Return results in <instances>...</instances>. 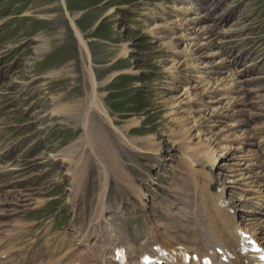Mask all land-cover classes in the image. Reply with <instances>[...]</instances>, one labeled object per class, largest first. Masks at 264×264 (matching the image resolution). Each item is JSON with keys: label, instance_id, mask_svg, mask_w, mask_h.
<instances>
[{"label": "rangeland", "instance_id": "374dc122", "mask_svg": "<svg viewBox=\"0 0 264 264\" xmlns=\"http://www.w3.org/2000/svg\"><path fill=\"white\" fill-rule=\"evenodd\" d=\"M196 3L211 5L209 19L217 17L221 27L224 20L225 27L234 29L225 45L227 51L231 48L232 53L243 55L240 64L257 60L258 68L249 69L256 70L251 75L259 77L257 84L261 86L256 92L250 93V89V95L247 92L245 96L246 109L242 112L247 114L246 124L225 120L234 118L235 113H223L220 105L209 110L210 103L220 99L207 103L209 98L204 94L210 85H205L207 76L201 72L204 69L192 70V60L184 58L187 42L178 40V30L171 32L168 28L175 24L177 15L171 0H0V252L13 251L20 258L29 251L19 259L22 264L41 253L45 257H37L36 262L46 259L47 264L53 251L69 244L76 252L87 254L103 239L108 244L120 237L142 251L148 249L147 240L153 235L166 236L169 244L177 241L195 248L193 236L188 234L197 221L191 214L195 207L190 193L174 188L176 181L184 180L185 168L180 149L169 144V137L182 131L176 122L181 119H188L185 142L191 148L199 147L207 138L212 140L208 145L213 149L230 142L231 159L238 162L242 156L243 163L248 161L247 168L255 172V167H250L255 164L264 178V0ZM68 15L87 43L89 66L100 85L99 97L114 125L121 129L137 120L127 138L140 139L136 143L139 148L151 139L160 147L158 156L149 157L140 150L135 157L91 112L89 118L101 123L98 131L106 135L102 139L106 146L104 160L97 162L99 151L94 156L89 148L79 146L84 132L73 119L75 111L65 119L67 122L66 115L51 114L59 103L83 105L89 92L83 70L87 60L79 51ZM221 27L217 31L228 30H220ZM40 49L44 51L38 55ZM125 49L126 56H119ZM215 51L218 56L222 53L218 48ZM198 78L205 80L201 83ZM223 93L221 99L228 100L227 108L236 103V110L242 109V103L234 102L236 95L230 100ZM188 109L194 110L199 125L194 127ZM214 114L216 117H212ZM94 130L92 146L98 149L101 146L96 145L99 137ZM76 142L75 154L64 160L61 155ZM106 153L112 157L106 158ZM79 157L82 160L78 165ZM229 160H221L223 169L219 170L227 190L231 186L225 183L228 172L238 176L236 180L241 172L247 173L242 171L244 166L235 167ZM99 166L104 167L106 174L102 202L105 209L102 218L95 220L101 195L99 183L103 180ZM246 177L240 178L235 188L246 190L250 183ZM161 214L170 219H162ZM183 224L188 227L182 228ZM83 234L88 236L85 241ZM28 242L30 250L24 249ZM6 243L14 249L7 250Z\"/></svg>", "mask_w": 264, "mask_h": 264}, {"label": "bare ground", "instance_id": "6f19581e", "mask_svg": "<svg viewBox=\"0 0 264 264\" xmlns=\"http://www.w3.org/2000/svg\"><path fill=\"white\" fill-rule=\"evenodd\" d=\"M198 1L199 0H171L172 5H173L172 9L174 8V12L177 13V15L174 16L176 18L175 24L171 27H168V28H169V30H171V32H174V30H178L179 31V33L177 34L178 40L187 42V45L184 46V53H185L184 58L187 61L192 60V63L190 64V67L192 68V70H196L197 67H202V69H204V71H201V72L207 76V78H206L207 82H205V85H207V86L210 85V87H207L208 91H209V89H211V87L213 85H215V87H214V88H216L215 90L221 89L222 92L227 91L228 95L227 94H224V95L229 97V98H230V96L233 97L236 95V99H234L235 100L234 102L240 103L238 105H242L241 101L243 100V102H244V98H245L246 94L249 93L250 88L254 87L256 89L255 85L257 84L258 81H255V78H251V73H253L254 71L252 69H249V68L254 67L255 69H257L258 68V66L256 64L257 60L252 59V61H249L246 65H243L240 69L235 71V70H233L232 65L235 61H239L240 56L237 57L236 56L237 54L234 55L232 57L231 63L227 62V59L225 58V55L228 54L227 53L228 51L227 52L222 51L220 56H218L219 53L215 51V49H217V47H216L217 42H218V44L225 42V40L231 34L232 30L228 29V30H225L222 32L217 31V29L219 27H221V22L219 20L209 19L210 9L205 8V7L201 6L200 4H197L196 2H198ZM68 18H69L70 25L72 27L75 39L78 43L79 51L81 54H84V56L86 57V60H87V62H86L87 65L83 67L84 68L83 70L85 73L84 74L85 75V81H86V85L89 88V92L87 91V93H86L87 97L85 98L83 105L81 104L82 102L80 104H77V105H72L69 103L61 105L59 103L58 108L55 107L51 114L57 115V116L66 115L64 118V122H67V121H65V119L67 117L69 118L75 111V113H76L75 116L72 115L73 119H75L76 125L78 124L84 132V137L79 138V140H78L79 146L82 149H84V147H85V149H86V147L89 148L93 152L94 156H96V154H97L96 151H99L98 152L99 158L97 157L98 160L95 159L97 162H99L100 159L102 161L104 160V158H102V153L106 147V146L104 147L105 141H102V139H106V135L103 134L102 132L98 131V126L101 123L103 125L105 124L106 126H108L111 129V131L113 132V134L116 136L117 142H119V144H121V146H123L127 150L131 151L132 153H135V155H134L135 157H138L136 154L140 150H142L143 152H146L149 157L150 156L151 157L158 156V153L160 152V147L155 142H153L151 139H148L147 143L146 144L143 143L144 146L139 148L136 145V143L140 139L132 138L131 140H129L127 138L128 137L127 133L129 132V129L132 126H137V124H138L137 120L136 121L135 120L130 121L128 124L123 126L121 129L114 125L112 119L109 117V115H108L107 111L105 110V108L101 102V99L99 97L100 94L98 92V87L100 85L97 82V80L94 76V73L89 66V64H91V61H90L91 57L89 55L87 43H86L85 39L83 38V35L79 32L78 28L75 26L73 20L69 17V15H68ZM216 34L218 35V39L215 38ZM178 40H176V41H178ZM192 46H193V48H191ZM43 51L44 50L40 49V53H38V55L43 53ZM127 53H128V50L125 49L123 52H121L119 54V56L125 57ZM50 75L54 76L55 73H51ZM203 79L204 78H202V80ZM210 80H212V81H210ZM230 99H232V98H230ZM213 103L216 104L218 102L214 101ZM233 104L235 105L236 103H233ZM206 110H208V108ZM80 111H82V112H80ZM193 111L190 112V110H189L187 112H189L188 117H190V120L195 127V125H199V123H201V122H199L200 119L198 120V118L194 116ZM77 112H78V114H77ZM91 112H95L98 115V117L102 119L100 121L101 123H96L93 120L91 121V119L89 118L90 114H92ZM199 112H200V110H199ZM208 114H209V112H208ZM217 114L220 115L219 113H217ZM76 115H78V116H76ZM235 115H236V113H235ZM202 116H203V114H202ZM223 116H225V115L223 114L222 117ZM176 117H179V116H176ZM204 117H206V116L204 115ZM212 117H216V115L214 114V116H212ZM220 117H221V115H220ZM207 119H209V118H207ZM216 119H218V118H216ZM187 120L181 119V120L176 121L177 125L178 124L180 125L179 129H181L182 131H181V133H180V131L177 133H174V131H173L174 135H171L169 137L170 138L169 144L172 147L174 146V147H178L180 149L179 155L181 158V163H182V166H184V168H185L182 171L184 174L183 175L184 180L179 178L181 181H178V182L176 181L174 188L179 187L181 190V191H179V189L177 188V190L179 192L183 191L184 193H186V192L188 194L190 193L191 200H193L192 202H193L194 207H195L194 211L191 214L193 216L195 215L194 217H197V218H195L197 221H196V224L191 227V229H193V230L188 229L189 230L188 234L190 233L189 235L192 234V236H193V239L191 238L192 244L195 246V250H193V252H197L200 255L207 254V253L209 254V251L213 247H222L226 252L228 251V252H231L232 254H235L236 249L239 245V236L237 234L239 229H244L247 232L251 233L264 246V184H263L264 178H262V175H261L262 172L258 171V167L254 166L255 164L253 166H250L252 168L255 167V172H254V170L250 169L249 167L247 168V166H248L247 162L248 161H246V159H245V161H244L245 163H243L242 156L240 158H237V159H239L238 162L237 161L234 162L233 159H231V154H228L229 151L232 150V148H231L232 146H230V144H229L230 142L229 143H223L222 145L218 146L217 149L216 148L213 149L208 145V144H210V141H212V140L207 138L206 141H204V142L200 141L201 143L198 144L199 147L193 146V148H191L188 145V143L185 142V141H187L186 140L187 138L185 136H188L187 135L188 134L187 127L189 126L188 125L189 123L187 124ZM219 120H221V119H219ZM213 122H216V121H213ZM224 122H226V121H224ZM209 125H211V124H209ZM204 126H206V125H204ZM95 128H97V129H95ZM233 128H234V126H233ZM94 129L97 132L96 136L99 137L98 138V144H96V145L101 146V147H98V149H97V147L92 146V144L94 143L93 142L94 137L91 134V132ZM211 129H212V126H211ZM208 130H210V129H208ZM220 130L222 131L223 129H220ZM229 130H231V129H229ZM200 131H201V129H200ZM221 131H220V133H221ZM228 132H230V131H228ZM228 132H227V134H228ZM244 132L245 131H243V133ZM198 134H199V132H198ZM217 134H219V133H217ZM222 134H224V132ZM243 135L245 136L246 134H242L241 136H243ZM230 137H228V139ZM220 138H221V136H220ZM220 138H219V140H220ZM225 138H227V137H225ZM183 139H185V140L183 141ZM220 141L222 142L223 140L221 139ZM140 142H142V141H140ZM80 144H82V145H80ZM77 145H78V143L76 142V143H74V145L71 148L66 150V153L62 152L63 153V155H61L62 158L64 160L72 158V156L75 154V152L77 150V149L75 150V148H77ZM217 145H219V144H217ZM194 147H196V148H194ZM217 150L219 151L218 152L219 155H217L218 154ZM245 154L246 153H244V155ZM244 155H243V157H244ZM105 157L110 158L112 156L110 153H106ZM94 158H96V157H94ZM224 158H225V161L230 158V160L228 162H231V164L233 163L232 165H235V167L244 166L245 168L242 171L247 172V173L241 172L242 175H240L239 179H237V180L235 179V177H238V176L234 177L231 174L233 172H228L230 174H228L229 176H227V178H226L227 181L225 183L231 184V186L227 187L230 189L227 191H226L225 186L221 183V177L219 176V170L223 169V167H221V160ZM81 160H82V157L81 158L79 157V159L77 160L76 163L79 165ZM249 165H250V163H249ZM99 167L102 168L100 174L103 176L102 177L103 180H101V182L99 183V190H100L101 195H99V206L97 208V213H95V220H99L100 218H102V215L104 213L103 210L105 209V208H103L102 202H104L103 199H105L104 194H105V186H106V183H105V175L106 174H105L104 167H102V166H99ZM10 170L12 171V168H10ZM13 170L15 171V168ZM239 171H241V169ZM234 174H236V173H234ZM246 176H248V179L250 181L248 187H246V190H241V188H239L238 186H237L238 188H235L236 187L235 184L237 182H239L240 178H247ZM243 182H244V180H243ZM127 186H128V188L132 187L130 180H128ZM132 191H133V193H136L135 188H133ZM129 192H131V189L129 190ZM72 196H73V191L71 193V197ZM160 217L162 219L163 218L168 219V220L170 219V217L166 214H161ZM189 217H192V216H189ZM183 220H185V219H183ZM186 226L188 227V225L183 224L182 228L184 227V229H186ZM21 233H22V231H21ZM160 235H162V234H160ZM87 237L88 236L86 234H83L82 235V241L83 240L85 241L87 239ZM111 237H112V235H111ZM117 238L120 239V237H117ZM14 239H17V238H14ZM119 239H117V240L114 239L115 241L112 240L111 242H109L110 239H108V242H109L108 244H101L99 242L97 244V248L91 249L90 251H88L87 254H82L80 252H76V250L72 249L73 247L69 244L67 246H64V248L56 249L55 251H53V256L51 257L50 262H48L47 264H49V263H51V264H75V263H79V264H115L113 260L104 261L101 259L107 258L104 255L106 251H108L107 252L108 256L111 257L113 255V251L115 248L114 245L118 241L123 243V245L124 244L127 245V247L131 246L130 244H127L126 242H123ZM104 240L105 239H103L102 241H104ZM147 241H148L149 247L151 249H152L153 245L154 246L155 245H161V247H163L169 251L171 249H175V244H180V242H177V241H175V243H172V244L170 242V244H169L168 240L166 241V236L164 237V236H156V235L149 237ZM182 241H183V238H182ZM185 243H186V241H185ZM30 244H32V243H30ZM198 244H200V246H198ZM99 245H100V247H98ZM32 246H33V244H32ZM101 247L103 248V252L100 251ZM187 247H189V246H187ZM25 248H27V250L28 249L30 250V246H24V249ZM128 249H130L133 254L138 255L137 261H135L133 258H130L131 259L130 264H139V258L141 257V254H142L140 252L141 250L136 249V247L135 248L130 247ZM202 249L205 252L201 251ZM10 250H13V247H11ZM27 250H25V251L27 252ZM127 254L129 255L128 251H127ZM214 257L216 260L215 261L216 264H221L219 261V256L215 255ZM70 258L73 261L69 262L68 260ZM236 259H237L236 261L232 260L231 263L237 264V262H239L241 264H244V261L248 260L247 257H240V256H237ZM19 264H22V261H20ZM172 264H182V262H181V260H178Z\"/></svg>", "mask_w": 264, "mask_h": 264}, {"label": "snow or ice", "instance_id": "6c2138e0", "mask_svg": "<svg viewBox=\"0 0 264 264\" xmlns=\"http://www.w3.org/2000/svg\"><path fill=\"white\" fill-rule=\"evenodd\" d=\"M262 259H264V257H262Z\"/></svg>", "mask_w": 264, "mask_h": 264}]
</instances>
